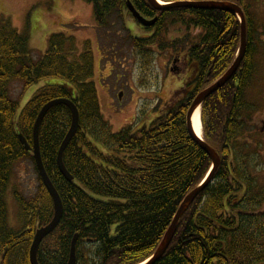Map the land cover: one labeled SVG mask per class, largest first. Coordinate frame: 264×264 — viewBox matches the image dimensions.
Masks as SVG:
<instances>
[{
	"label": "trees",
	"instance_id": "1",
	"mask_svg": "<svg viewBox=\"0 0 264 264\" xmlns=\"http://www.w3.org/2000/svg\"><path fill=\"white\" fill-rule=\"evenodd\" d=\"M83 1L92 5L96 25L104 36H110L124 14L129 15L127 0ZM129 1L142 16L157 18L153 35L130 38L145 70L153 58V47L171 49L175 54L185 50L201 72L210 71L208 82L230 65L239 46L240 27L235 14L186 7L156 10L147 0ZM214 1L233 2L242 8L246 53L235 75L202 104V116L207 117L209 127L204 139L219 153L220 165L212 182L184 211L169 246L154 264L264 263V214L257 212L264 194L258 180L262 156L258 146L236 142L245 130L242 119L230 123L237 113L241 114L239 108L245 103L239 100L247 95L253 78L256 80L257 57L264 54V18L252 13L248 0ZM174 22L194 29L196 35L169 41L167 23ZM120 25L127 32L125 25ZM70 37L52 34L48 50L35 57L26 35L8 23H0V264H30L28 252L34 231L52 218V201L38 175L39 190L33 196L13 191L19 227L8 226L5 202L15 162L30 157L33 163L18 134L31 144L36 116L49 100H72L78 109L79 128L63 153L72 181H67L56 165L58 147L70 125L69 109L65 105L51 108L39 128L42 163L61 199L63 214L39 246L38 264H67L76 234L77 264L82 243L96 246L92 257L95 264L144 262L156 250L185 196L211 167L210 158L187 131L189 101L180 96L167 103L147 127L112 132L102 117L91 80V50L83 49L76 55ZM201 49H206L205 62ZM47 79L54 82L40 87L17 113L18 101L9 93L11 82L19 80L27 88ZM247 106L250 104L246 103L243 111ZM217 121L225 123L223 130Z\"/></svg>",
	"mask_w": 264,
	"mask_h": 264
},
{
	"label": "rangeland",
	"instance_id": "2",
	"mask_svg": "<svg viewBox=\"0 0 264 264\" xmlns=\"http://www.w3.org/2000/svg\"><path fill=\"white\" fill-rule=\"evenodd\" d=\"M248 2L252 5V13L264 18V0ZM131 21L133 20L125 15L124 22L116 21L110 36H104L96 25L92 5L83 0H0V23H8V26L18 33L26 35L29 48L35 57L48 50L49 37L56 33L65 37L72 36L71 45L75 46L76 55L83 52V49L91 50L94 71L91 78L96 88L102 117L113 132L127 126H131L132 131L147 127L169 93L177 89L174 84L172 86L175 79H171L172 75H167L174 52L171 49L159 51L153 47V58L145 70L142 60L133 51V44L120 24L124 23L133 37H146L148 33L137 28L136 24L132 28ZM166 30V38L169 41L196 35L194 29L188 30L179 22L167 23ZM68 46L67 43L66 51ZM113 56H117L115 61H112ZM257 63L258 69L254 75L256 80L253 78V84L249 87L255 97L261 98L264 96V54L257 57ZM46 82L54 81L42 80L30 84L28 88H24V84L19 80L11 82L9 93L18 101L17 113ZM260 154L262 156V152ZM261 160L259 163L262 165ZM258 172L259 182L264 186V171L260 169ZM37 188V173L30 157L19 158L13 166L5 195L7 223L10 228L19 227L21 223L13 191L31 197L38 192ZM262 208L263 206L260 211ZM95 248V245L82 243L78 251V264H95L92 260Z\"/></svg>",
	"mask_w": 264,
	"mask_h": 264
},
{
	"label": "water",
	"instance_id": "3",
	"mask_svg": "<svg viewBox=\"0 0 264 264\" xmlns=\"http://www.w3.org/2000/svg\"><path fill=\"white\" fill-rule=\"evenodd\" d=\"M148 3L156 10H161L165 8H173V7H186V8H193V9H218V10H224L230 13L235 14L239 19V27H240V35H239V47L236 53V56L228 69L220 76L219 79H217L213 84L206 87L204 90L199 92L197 96L194 98L192 103L190 104V107L188 108L186 112V128L190 135V137L193 139V141L203 150L211 161V169L206 178L204 179L202 184H199L197 187L192 189L183 199L181 204L179 205L169 227L167 228L166 232L164 233L160 243L158 244L156 250L154 251L152 257L149 258L146 262L142 264H154L165 252L167 247L169 246L176 228L177 224L184 213V211L189 207V205L192 204V202L195 200V198L211 183V180L214 176V173L216 172V169L219 166L220 163V157L218 156L217 152L214 150L212 146H210L207 142L204 141V139L201 136H197L196 133L193 130L191 118L196 109H198L202 102L209 97L211 94L219 90L224 84H226L234 75L236 70L238 69L244 55L246 52V22L244 13L242 11V8L232 2L228 1H176L172 2L170 4H161L158 0H147ZM127 9L132 15V17L143 27H149L153 25L156 21V19H150L147 20L143 16H141L135 8L132 6V4L127 1ZM56 105H65L71 114V122L70 126L61 141L57 155H56V164L59 172L61 175L67 180L72 181V176L68 173L66 170L62 156L63 152L72 139V137L75 135L78 127H79V114L76 106L72 101L65 98H57L52 99L45 103L42 108L40 109L35 122L33 124L32 129V146H30L22 134H19V140L20 143L24 146L25 150L32 151L33 158L35 161V165L38 171L39 176L42 179L43 185L45 186V189L47 190L48 194L51 197L52 205H53V216L50 220V222L44 226H41L38 228L33 236V240L31 242L30 248H29V261L30 264H38L37 262V250L39 247L40 242L44 237H46L48 234H50L59 224L62 214H63V207L60 200V197L52 185L51 181L49 180L42 160L40 156L39 151V143H38V133L41 121L45 114L54 106ZM76 241H77V235H74L69 248V255H68V261L67 264H75L76 263Z\"/></svg>",
	"mask_w": 264,
	"mask_h": 264
},
{
	"label": "flooded vegetation",
	"instance_id": "4",
	"mask_svg": "<svg viewBox=\"0 0 264 264\" xmlns=\"http://www.w3.org/2000/svg\"><path fill=\"white\" fill-rule=\"evenodd\" d=\"M131 24L132 28H134V22ZM200 52V56L203 57V61H207L205 59L206 49H201ZM194 62L196 61H192L191 59H189L183 51H180L176 54L173 65L170 69H168V71L169 73H172L171 79H175L174 83L172 82V86L174 84V86H177V89L169 93L164 102L165 104L169 103L170 101H173L176 97L180 96V99L188 100L190 106L192 100L195 98L197 93L211 84V82H208L210 80V71L208 70L201 72V68L196 63L192 64ZM239 101H241L242 104L245 103L243 106H241V104L239 103L241 106V108L239 109L242 112L241 114L237 113V117L231 119L230 123L240 122V119H242V122H240V124L244 127L245 130L242 133V136L239 138V140H236V142L240 143L243 141H247L249 144L252 145V147L258 146L263 153L264 165V96L261 98H259V96L255 97L250 92V87H248L247 95L245 97L243 96L242 98H240ZM246 103H249L250 106H247L246 111H243ZM163 107H165V105ZM202 121L203 130L208 132L209 127L207 124V117L203 116ZM217 122L219 124V127H221V130H223V126L225 123L223 121ZM227 147L229 148V150L231 149V146ZM262 206L263 208L261 210L264 214V194Z\"/></svg>",
	"mask_w": 264,
	"mask_h": 264
},
{
	"label": "bare ground",
	"instance_id": "5",
	"mask_svg": "<svg viewBox=\"0 0 264 264\" xmlns=\"http://www.w3.org/2000/svg\"><path fill=\"white\" fill-rule=\"evenodd\" d=\"M191 123H192V127H193V130L196 133V135L197 136H201V123H200V111H199V108L196 109V111L192 115Z\"/></svg>",
	"mask_w": 264,
	"mask_h": 264
}]
</instances>
